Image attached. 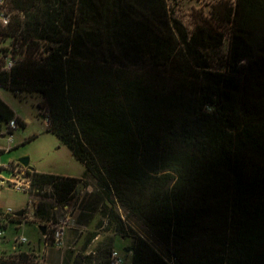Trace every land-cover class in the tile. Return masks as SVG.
Wrapping results in <instances>:
<instances>
[{
    "label": "trees",
    "instance_id": "obj_1",
    "mask_svg": "<svg viewBox=\"0 0 264 264\" xmlns=\"http://www.w3.org/2000/svg\"><path fill=\"white\" fill-rule=\"evenodd\" d=\"M8 6L0 42L11 44L0 53L12 51L15 64L6 71L0 58V87L41 97L47 131L94 181L84 208L107 220L110 235L83 264H110L117 237L132 239L131 264H171L151 242L176 264H264V0L218 3L193 32L167 0ZM14 120L23 126L0 98V135ZM28 173L40 220L54 206L44 190L55 205L81 197L80 179ZM0 264L44 263L20 250L0 253Z\"/></svg>",
    "mask_w": 264,
    "mask_h": 264
},
{
    "label": "rangeland",
    "instance_id": "obj_2",
    "mask_svg": "<svg viewBox=\"0 0 264 264\" xmlns=\"http://www.w3.org/2000/svg\"><path fill=\"white\" fill-rule=\"evenodd\" d=\"M235 0H167L169 11L172 15L180 20L188 31L193 32L199 25H205V22L211 21L212 6L218 3L230 2ZM225 37L223 46L220 51L222 55L227 53L228 49V31L224 28H217ZM11 44V39L6 38L4 42H0V46L4 49ZM214 69H221L216 62L212 63ZM0 98L11 107L15 115L20 118L16 130L13 131V138L10 141L7 126L3 127L0 135V150L4 148L5 152L0 156V162L7 165L11 162H17L22 157H29L30 166L39 172H52L58 175H72L81 177L77 188H80L81 195L79 199H74L69 205H55V201L50 197L52 192L48 188L42 192L47 194V203L52 207L50 210V220H40L36 217L35 212L38 208L40 198L34 195L30 196L23 192H19L10 187H4L0 190V206L2 211L11 210L12 213L24 210L28 214L29 221L19 223L13 221L6 230V240L0 244V253L4 255L15 254V239L25 237L28 243L19 247V251L32 254L34 259H38L44 264H64L66 261L71 263L78 261L83 264L82 255H89L93 252L95 246L103 238L110 235L106 232L107 220L101 215V210L92 211L84 208L85 198L89 193L95 191L94 181L90 176H85V167L78 162L72 152L60 143L58 138L48 132V125L44 116H40L37 104L41 102V97L37 95H25L22 97L15 96L9 90L0 87ZM42 200V199H40ZM119 213L123 217V221L134 233L147 238L145 229L135 220L127 217L126 213L119 209ZM34 214V215H33ZM70 218L69 229H67L64 246L61 249L49 246L45 248L44 238L39 226L47 227L51 221L53 226L61 224ZM103 222L101 226L100 223ZM46 229V236L52 235V228ZM129 231V230H128ZM98 236L89 241L92 234ZM129 233H131L129 231ZM132 239L117 237L115 241V250L118 251L125 259V264H131L132 252L127 251L132 245ZM153 247L164 256L171 264H176L166 249L158 243L151 242ZM114 250V251H115Z\"/></svg>",
    "mask_w": 264,
    "mask_h": 264
},
{
    "label": "built area",
    "instance_id": "obj_3",
    "mask_svg": "<svg viewBox=\"0 0 264 264\" xmlns=\"http://www.w3.org/2000/svg\"><path fill=\"white\" fill-rule=\"evenodd\" d=\"M14 13L9 10L8 0H0V25L6 27L10 24L11 17ZM0 58L4 60V70L9 71L15 64L14 56L12 51H7L6 54L0 53ZM45 121L47 125L49 124V120L45 117ZM18 127V123L14 120L8 124V134L10 135V141L13 138V131L16 130ZM4 150V148L2 149ZM5 151V150H4ZM0 190L4 187L13 188L19 192H23L25 194H31L33 192L32 188V177L28 173L30 170L28 168L23 167L21 164L17 163H9L7 165H3L0 162ZM1 208V207H0ZM2 209V208H1ZM22 216H15L11 210L3 211L0 214V244L6 240V230L8 226L11 224L10 219L17 221L19 223L29 221L28 214H25L24 210ZM34 215V214H33ZM10 216L11 218H8ZM70 218L67 217L66 221H62L61 224H57L53 226L52 222L48 223L46 229L50 226L52 228V235L49 237L48 235L43 236L45 248L49 246H53L55 248L61 249L64 246V240L66 237L67 229H69V222ZM15 245L13 247L15 254L20 253L18 250L19 247L28 243L25 237H20L15 239ZM32 255V254H31ZM33 256V255H32ZM36 262L42 263L38 259H35ZM110 264H125V259L121 256L118 251H113L111 255V262Z\"/></svg>",
    "mask_w": 264,
    "mask_h": 264
},
{
    "label": "water",
    "instance_id": "obj_4",
    "mask_svg": "<svg viewBox=\"0 0 264 264\" xmlns=\"http://www.w3.org/2000/svg\"><path fill=\"white\" fill-rule=\"evenodd\" d=\"M17 162L19 164H21L23 167L28 168L30 171L34 170V168L30 166V159L27 156L18 159ZM77 193H80V188H77ZM14 215L15 216H22L23 215V211L20 210V211L14 212ZM39 228H40V231L42 233V236H45L46 235V227L39 226Z\"/></svg>",
    "mask_w": 264,
    "mask_h": 264
},
{
    "label": "crops",
    "instance_id": "obj_5",
    "mask_svg": "<svg viewBox=\"0 0 264 264\" xmlns=\"http://www.w3.org/2000/svg\"><path fill=\"white\" fill-rule=\"evenodd\" d=\"M17 117V116H16ZM19 120H20V118L19 117H17ZM35 169V168H34ZM35 171H37L36 169H35ZM37 172H39V171H37ZM39 173H47V174H53V175H58V174H54V173H52V172H39ZM59 176H64V177H71V178H76V179H81V177H76V176H72V175H65V174H62V175H59ZM1 207V206H0Z\"/></svg>",
    "mask_w": 264,
    "mask_h": 264
}]
</instances>
